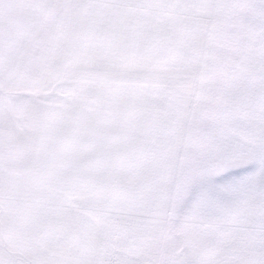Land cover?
<instances>
[{"label":"crops","instance_id":"0c3cea01","mask_svg":"<svg viewBox=\"0 0 264 264\" xmlns=\"http://www.w3.org/2000/svg\"><path fill=\"white\" fill-rule=\"evenodd\" d=\"M30 2L38 10L48 0ZM119 9L104 42L130 53L120 60L130 83L166 85L153 95L185 106L213 103L190 116L176 104L179 114L142 123L153 140L126 152L121 143L118 162L107 157L117 142L99 148L104 157L90 151L87 167L38 143L0 154V264H98L104 231L127 220L264 230V0H121Z\"/></svg>","mask_w":264,"mask_h":264},{"label":"rangeland","instance_id":"374dc122","mask_svg":"<svg viewBox=\"0 0 264 264\" xmlns=\"http://www.w3.org/2000/svg\"><path fill=\"white\" fill-rule=\"evenodd\" d=\"M20 1L0 0L2 156H19L22 150L15 145L38 143L55 161L65 157L87 164L90 151L104 157L99 148L117 142L107 157L118 162L120 144L126 152L140 140L152 141L138 128L167 113L179 114L176 104L190 116L213 103L193 99L185 106V101L153 95L166 85L130 83L126 77L135 76L133 69L120 67L127 63H121V56L128 61L130 53H116V46L107 51L111 44L104 42L122 14L121 0H80L79 5L48 0L38 10L30 0ZM107 2L118 6L108 9ZM130 122L132 128L126 125ZM126 222L104 231L98 264H264V230Z\"/></svg>","mask_w":264,"mask_h":264}]
</instances>
